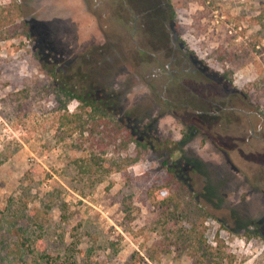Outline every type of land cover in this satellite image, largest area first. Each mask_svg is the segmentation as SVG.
Wrapping results in <instances>:
<instances>
[{
  "label": "rangeland",
  "instance_id": "obj_1",
  "mask_svg": "<svg viewBox=\"0 0 264 264\" xmlns=\"http://www.w3.org/2000/svg\"><path fill=\"white\" fill-rule=\"evenodd\" d=\"M16 1L12 36L0 30V264H195L147 257L158 150L128 176L79 174L75 136L55 137L57 83L107 91L140 137L159 130L211 212L208 240L224 239L233 264H264V0H162L168 55L140 25L133 36L131 1L149 0Z\"/></svg>",
  "mask_w": 264,
  "mask_h": 264
},
{
  "label": "trees",
  "instance_id": "obj_2",
  "mask_svg": "<svg viewBox=\"0 0 264 264\" xmlns=\"http://www.w3.org/2000/svg\"><path fill=\"white\" fill-rule=\"evenodd\" d=\"M21 14L16 0H8L1 8L0 30L6 34L4 38L12 36L11 29L5 28L7 18L11 15L13 20ZM217 60L224 63L230 61L231 56L220 53ZM46 89L54 95L59 112L55 137L63 141L75 136L73 146L84 152V156L74 160L79 174L98 179L113 172L128 176V168L143 161L149 149L158 150L157 156L167 173L148 191L156 210L152 225L159 235L147 250L150 260L175 253L179 258L189 257L195 264H233L234 255L224 239L217 236L215 245L208 240L207 222L211 212L178 161L172 159L168 152L172 146L161 147L167 141L159 130L144 128L142 137L138 136L125 120L119 119L117 102L105 90L78 93L61 83ZM73 100H77L78 105L70 110Z\"/></svg>",
  "mask_w": 264,
  "mask_h": 264
},
{
  "label": "flooded vegetation",
  "instance_id": "obj_3",
  "mask_svg": "<svg viewBox=\"0 0 264 264\" xmlns=\"http://www.w3.org/2000/svg\"><path fill=\"white\" fill-rule=\"evenodd\" d=\"M150 5L140 7L135 2L131 1V9L132 12H134V23H133V36L135 38V34L137 29L139 28L138 25L141 26L145 30V32L148 34L151 32V34L154 35L156 38H161L160 40H152L148 39V43L150 46H152L155 49L163 50L165 54L168 55V51L171 49V46L165 45V37H166V24L172 23L173 20L168 14L166 15V11L168 9V6L164 4V1L162 0H149ZM141 19L142 21L139 23L138 19ZM151 21V22H150ZM157 21V23H156ZM150 22V23H149ZM159 32H158V31ZM173 49V48H172ZM151 57L154 59H159L158 55L153 52L150 54ZM178 64L177 58H176V45L174 47V56L170 63H168L169 66L172 64Z\"/></svg>",
  "mask_w": 264,
  "mask_h": 264
}]
</instances>
